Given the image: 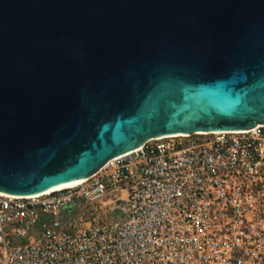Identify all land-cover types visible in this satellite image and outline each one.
<instances>
[{"label":"water","instance_id":"water-1","mask_svg":"<svg viewBox=\"0 0 264 264\" xmlns=\"http://www.w3.org/2000/svg\"><path fill=\"white\" fill-rule=\"evenodd\" d=\"M264 125V0H0V194L78 184L159 137Z\"/></svg>","mask_w":264,"mask_h":264},{"label":"built area","instance_id":"built-area-1","mask_svg":"<svg viewBox=\"0 0 264 264\" xmlns=\"http://www.w3.org/2000/svg\"><path fill=\"white\" fill-rule=\"evenodd\" d=\"M0 264H264V125L150 139L79 185L0 195Z\"/></svg>","mask_w":264,"mask_h":264},{"label":"bare ground","instance_id":"bare-ground-1","mask_svg":"<svg viewBox=\"0 0 264 264\" xmlns=\"http://www.w3.org/2000/svg\"><path fill=\"white\" fill-rule=\"evenodd\" d=\"M194 134H196V135H204L206 133H194ZM188 136H190V135H187V136L177 135V136H171V137H188ZM159 138H167V137H159ZM84 181H85V179L83 181H81L80 183H78V184L64 186V187H60V188H55V189H52V190H49V191H46V192H43V193H40V194H47V193H50V192H53V191H59V190L67 189V188L79 185V184L83 183Z\"/></svg>","mask_w":264,"mask_h":264},{"label":"rangeland","instance_id":"rangeland-1","mask_svg":"<svg viewBox=\"0 0 264 264\" xmlns=\"http://www.w3.org/2000/svg\"><path fill=\"white\" fill-rule=\"evenodd\" d=\"M99 213L102 215V217H104L106 215V213H107L105 207H102V209L99 210Z\"/></svg>","mask_w":264,"mask_h":264}]
</instances>
